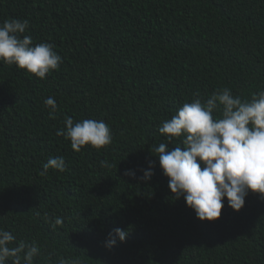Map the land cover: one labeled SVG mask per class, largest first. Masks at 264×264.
<instances>
[{"label": "trees", "instance_id": "trees-1", "mask_svg": "<svg viewBox=\"0 0 264 264\" xmlns=\"http://www.w3.org/2000/svg\"><path fill=\"white\" fill-rule=\"evenodd\" d=\"M11 18L28 20L22 35L63 62L45 79L0 62V228L16 237L10 247L35 243L34 264H264V199L249 192L234 211L224 198L218 219L200 221L170 192L154 151L184 103L225 87L242 101L264 90V0H0V24ZM66 117L103 120L112 143L75 152L56 134ZM181 140L166 151L183 150ZM57 156L65 171L41 175ZM115 228L128 235L106 248Z\"/></svg>", "mask_w": 264, "mask_h": 264}, {"label": "clouds", "instance_id": "clouds-1", "mask_svg": "<svg viewBox=\"0 0 264 264\" xmlns=\"http://www.w3.org/2000/svg\"><path fill=\"white\" fill-rule=\"evenodd\" d=\"M28 27L26 19L11 18L0 24V62L45 79L46 74L59 69L62 57L53 50V45L46 42L34 45L30 35H22ZM44 104L50 109L49 118L55 119L58 106L54 97L46 98ZM214 113L219 116L214 117ZM64 124L56 134L69 140L75 152L86 145L100 150L113 141L111 129L103 120L74 122L66 117ZM158 131L169 143L182 137L183 150L178 146L166 151L169 143H160L154 149L158 154L155 156L174 198L183 197L200 221L218 219L224 198L234 211L244 206L249 192L264 199V90L254 94L251 100L242 101L227 87L218 89L206 101L196 98L184 103ZM100 164L113 167L108 161ZM65 167L63 157H50L41 175H46L49 168L64 172ZM151 167L149 164L147 170H142L139 179L149 181L153 175ZM124 174L136 178L133 170ZM62 223L58 217L53 227ZM127 235L125 229H113L106 237L105 247L110 249L124 242ZM15 240L11 232L0 228V264H6L8 259L11 264H34L40 248L25 241L10 247ZM58 264L82 262L79 258H61Z\"/></svg>", "mask_w": 264, "mask_h": 264}]
</instances>
